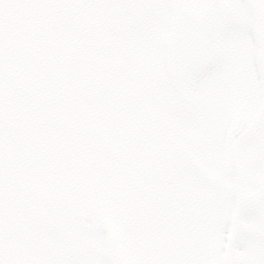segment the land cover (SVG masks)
<instances>
[{
    "label": "flooded vegetation",
    "instance_id": "flooded-vegetation-1",
    "mask_svg": "<svg viewBox=\"0 0 264 264\" xmlns=\"http://www.w3.org/2000/svg\"><path fill=\"white\" fill-rule=\"evenodd\" d=\"M112 1L125 7V23L123 18L112 19ZM112 1L74 0L65 17L63 0H0V226H13L1 231L0 253L5 256L0 264H29L26 238L31 224L46 227L48 221L56 225L59 240L70 243L58 264H66L65 256L69 264H79V257L92 250L86 234L110 222L106 209L114 202L111 189L119 190V203L127 202L132 180L115 165L118 154L131 148L140 194L165 185L172 199L178 186L189 198L190 177L181 165L191 152L190 139L184 137L189 111L178 110L182 124L176 125L179 97L166 67L163 25H143L150 40L135 37L130 42L134 33L129 20L149 13L139 0ZM100 3L103 12L96 19ZM181 3L166 0L167 16ZM106 36L114 48L106 61L126 60L127 71L96 68L100 40ZM247 104L245 100L240 108L221 99L218 105L216 150L227 128L230 171L235 170L233 143L255 117ZM240 162L245 191L253 198L250 208L260 209L264 222V128L241 145ZM215 182L221 225L223 215L230 218L236 209L237 183L219 175ZM197 186L206 183L197 181ZM232 200L236 203L229 212ZM94 208L99 209L97 215ZM185 216L178 218V232L172 233V264H190L189 258L205 256L184 236L195 232L192 224L204 216ZM175 235L184 242L182 248ZM3 237L8 239L5 244ZM199 240L204 244L205 235ZM249 251L251 257L239 258L238 264H256L260 258L264 264V242Z\"/></svg>",
    "mask_w": 264,
    "mask_h": 264
},
{
    "label": "rangeland",
    "instance_id": "rangeland-1",
    "mask_svg": "<svg viewBox=\"0 0 264 264\" xmlns=\"http://www.w3.org/2000/svg\"><path fill=\"white\" fill-rule=\"evenodd\" d=\"M202 1L203 0H191L196 8L200 6ZM225 1L232 8V13L229 19L235 17H243L251 38L246 35L242 38L237 39L235 43L230 42L225 38L224 55L222 61L219 63L218 67H216L213 71L200 79L195 88V92L198 91L202 92L203 94V108L205 109L206 115H209L212 119H210L211 123L209 125L213 128H215L216 126L215 108L216 98L220 89V83L222 84L221 87L225 88L226 90L239 88L246 90L247 92H249V95L254 97V100L257 96L264 94V87L257 86V75L259 74L261 76L262 81L263 79L260 71V65L257 59L258 46L255 35L253 33V22L251 16L248 13L244 12L242 9L232 7V5L238 4L240 0ZM161 31L165 32L166 27L162 26ZM222 74H224V76L220 81L218 78ZM196 104L197 109H199L198 102H196ZM209 190L210 191H207L208 195L206 193V197L208 198L207 208L213 213V207L217 196H215L214 188L210 187ZM111 192L118 198V193H115L113 189H111ZM149 197L150 196H145V198ZM131 204L132 205L120 206L116 200L115 203L112 204L110 208H108L109 215L112 219H115L116 223H118L121 228V231L117 233L118 248L126 253L129 264H169L170 252L168 249V225L165 224L166 219L160 220L154 218V226L150 224H142V221H140L139 219V217L141 216V214L139 213H142V216H145V214L148 213L149 210H151L154 214L156 212V216H158L156 208L158 205L156 207L152 206L151 208H149L148 205L145 204L143 208L138 209L136 208L135 204ZM137 212L139 215L137 214ZM168 212L169 211L164 210V213L162 215L168 216ZM192 213L194 212L191 211V214ZM131 215L135 217H133L132 223H128L126 218ZM210 222V225L214 226V224L216 223V217H214ZM137 226L141 227L139 228ZM150 227L151 230H156L154 238H150V236H147L150 231ZM228 229L229 224H224V232L226 233V236H224V243L226 242ZM213 230L214 229L212 228L211 231ZM30 233V247L27 254L29 256V264H51L54 261L53 257L48 255L47 253H43L46 252L44 248L46 250H50L48 248V245L44 247V244L45 242L49 241L48 238L50 239V243H53L55 238L54 235H47L38 228H33L32 232ZM100 235L101 234L96 231L95 234L87 233L86 237L92 244H98L102 247H107L106 240L100 241ZM104 236L106 235L104 234ZM207 236V247L213 251L214 248H216L214 235L212 233L208 234ZM17 242L19 243L18 240ZM65 248H67V246L62 247V249ZM90 253L92 256L88 257L91 258L89 264H93L98 259V257L93 252ZM42 254L46 255L47 257H43ZM214 254L215 252L213 253V255ZM85 258L86 256H80L79 264H85ZM214 259V256L211 257V253L209 252L207 253V256L205 258L203 256H198L196 258L191 257L188 259V262L190 264L196 262L198 264H202L203 262H205V264H215ZM102 264L107 263L103 262Z\"/></svg>",
    "mask_w": 264,
    "mask_h": 264
},
{
    "label": "snow or ice",
    "instance_id": "snow-or-ice-1",
    "mask_svg": "<svg viewBox=\"0 0 264 264\" xmlns=\"http://www.w3.org/2000/svg\"><path fill=\"white\" fill-rule=\"evenodd\" d=\"M232 7L242 9L250 15L254 12L257 5L250 3L249 0H240L238 4L232 5ZM219 30L223 31L226 40L233 43L246 35L251 38L243 17L231 18L222 27L217 24H212L207 31L208 44L203 48L190 51L179 62V66L176 69L177 75L172 80L173 90L177 95H179L180 90L186 83H189L199 76L201 64L205 57L211 53L215 34ZM257 86L264 87V81L261 80L259 74L257 75ZM262 104H264V94L257 96L255 101L251 103L250 112L254 114ZM231 142L227 139V128H225L224 136L220 141L215 155L208 156L201 150L194 152L193 155L181 161L185 173L191 179L212 185L213 179L208 175L207 169L214 168L217 175L225 177L230 181H235V170H229L227 160V145H230ZM235 203V200L231 201V204L228 206L229 212L233 210Z\"/></svg>",
    "mask_w": 264,
    "mask_h": 264
},
{
    "label": "water",
    "instance_id": "water-1",
    "mask_svg": "<svg viewBox=\"0 0 264 264\" xmlns=\"http://www.w3.org/2000/svg\"><path fill=\"white\" fill-rule=\"evenodd\" d=\"M249 2L257 5L254 0H249ZM227 12V7L221 2V0H208L207 6L200 14L197 15L190 13L187 10H181L179 12L174 21V33L169 40V52L173 72L177 73L176 69L179 66V62L184 56L188 55L190 51L203 48L208 44L207 31L209 27L212 24H217L222 27L226 22ZM253 14L256 20L257 32L260 41L259 58L261 59L264 71V32L262 28L263 13L258 5ZM223 35L224 33L222 30L216 32L214 43L212 45V51L202 62L199 75H201L206 69L210 68V66L214 64L220 56ZM195 79L196 78L184 85L186 94ZM263 118L264 110L257 125L253 129H257L261 125ZM243 211L244 207L241 205L232 229L231 241L228 247L227 264H234L235 261L234 252ZM113 245L114 243H112V246ZM112 260L114 264H125L123 256L120 254H114L112 256Z\"/></svg>",
    "mask_w": 264,
    "mask_h": 264
}]
</instances>
